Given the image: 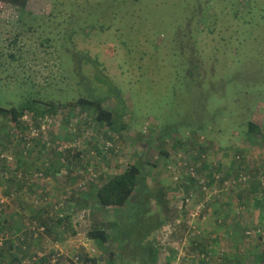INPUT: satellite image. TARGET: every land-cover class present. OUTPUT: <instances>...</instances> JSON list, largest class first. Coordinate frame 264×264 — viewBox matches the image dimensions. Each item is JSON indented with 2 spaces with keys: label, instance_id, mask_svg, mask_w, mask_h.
I'll return each mask as SVG.
<instances>
[{
  "label": "rangeland",
  "instance_id": "rangeland-1",
  "mask_svg": "<svg viewBox=\"0 0 264 264\" xmlns=\"http://www.w3.org/2000/svg\"><path fill=\"white\" fill-rule=\"evenodd\" d=\"M79 97L103 98L118 129L71 106L0 119V264L21 246L14 264L139 263L88 238L129 210L98 207L80 186L87 168L101 184L135 162L164 188L150 202L168 217L149 237L156 264H264V0H0V106ZM110 135L117 154L92 151ZM38 207L47 220L71 213V225L47 231Z\"/></svg>",
  "mask_w": 264,
  "mask_h": 264
},
{
  "label": "trees",
  "instance_id": "trees-1",
  "mask_svg": "<svg viewBox=\"0 0 264 264\" xmlns=\"http://www.w3.org/2000/svg\"><path fill=\"white\" fill-rule=\"evenodd\" d=\"M5 2H10L18 5L22 10H25V6L28 3V0H2ZM37 101L27 102L20 107L11 106V107H3L0 106V119L1 118H9L13 122H20L22 117L29 113L35 119L39 116H47V114L54 115L59 108L64 106H71L73 108L79 107L85 110H91L94 114L95 122L100 124H105L108 128L118 129L115 122V112L106 108L104 106L103 98H86L79 97L75 101H70L68 103H46L48 107H38L36 106ZM92 120V121H93ZM91 123V121H90ZM249 132L258 130V126L256 123L249 122ZM125 127V125L121 124L120 128ZM251 134V133H250ZM102 135V134H101ZM105 148L109 145L108 143H112V146H108L107 151H104L98 146H95L92 151H100L99 153L102 156L106 157V153L117 154L119 151L117 150V139L113 136L106 137ZM103 144V143H102ZM103 144V145H105ZM161 154L164 157H168L169 153L167 151L161 150ZM81 152L77 155H80ZM194 161L187 160L186 169H184L186 173H188V178L192 181H197L196 177H193L191 174L190 166L194 165ZM18 164L22 167L25 164V161L22 159H18ZM143 165L140 163H131L129 164L122 172L113 174L108 176L104 181L99 184L96 180L98 179V174L94 176L95 179L86 180L85 183L81 184L82 189H88L89 191H85L89 193V196L95 198L98 203V207H113L114 209H118L121 211L122 209L129 210V214L127 216L117 218L115 221L111 223L103 224V225H93L87 231V236L89 239L95 241L99 246H104L106 243H111L113 245L112 251H109L112 254L113 260L115 262L121 261L123 263L126 261V256L132 254V257H137L139 263L137 264H156V259L159 254V250L157 245L149 239V237L159 228L163 227L167 221V216H161L159 211H154L151 208V200L156 197L159 199V204H161L160 200L164 197V188L159 187L157 191L151 189L150 184H148L146 172H144ZM242 166V165H241ZM44 169V168H43ZM87 168L88 178L93 173H98L95 169ZM60 171V168L57 172ZM44 174H51V170L48 168L43 170ZM55 172V171H54ZM197 175V173H196ZM49 176V175H48ZM12 177L14 180L16 178ZM87 178V179H88ZM11 180V182H12ZM12 186V183L11 185ZM202 191V190H200ZM68 204L71 208L76 205V203L71 199L68 200ZM63 209H60L58 214L56 215V220L54 218L44 219L41 215L44 212L43 208L31 209V218L33 220H37L39 225H44L47 231H51L53 227L58 228L63 225L69 227L71 224H64L65 221H70L71 213H64ZM123 214V211H121ZM16 224L18 226H14L20 230V221L16 219ZM45 229V228H44ZM11 243L13 241L11 240ZM26 247L21 246V250L18 253H11V251L6 250L3 251L2 256L5 258H10V264H14L15 261L21 262L22 259L27 255L25 251ZM25 251V252H24ZM10 252V253H9ZM78 257V256H77ZM43 258L42 260H45ZM89 262H98L97 258H88L85 257V263ZM21 264V263H19Z\"/></svg>",
  "mask_w": 264,
  "mask_h": 264
},
{
  "label": "built area",
  "instance_id": "built-area-1",
  "mask_svg": "<svg viewBox=\"0 0 264 264\" xmlns=\"http://www.w3.org/2000/svg\"><path fill=\"white\" fill-rule=\"evenodd\" d=\"M25 115H27V113H26ZM25 115H24V116H25ZM24 116H23V117H24ZM23 117H22V118H23ZM108 144H109V143H108ZM94 176H95V173H93L91 176H89V179H94ZM203 188L206 189V186L204 185ZM203 207H205V204H203L202 201H201V202L199 203V205H197L196 210H195L194 212H192L191 215H192L193 217L198 216L199 213H200V210H201ZM204 258H205V259H208V257H207L206 255L204 256Z\"/></svg>",
  "mask_w": 264,
  "mask_h": 264
},
{
  "label": "crops",
  "instance_id": "crops-1",
  "mask_svg": "<svg viewBox=\"0 0 264 264\" xmlns=\"http://www.w3.org/2000/svg\"><path fill=\"white\" fill-rule=\"evenodd\" d=\"M197 249H198V248H197V247H195V246H194V248H191V249H190L191 251L188 249V250H189V252L187 253V254H188V256L190 257V253H193V252H195ZM197 251H199V250H197ZM197 251H196V252H195L193 255H195V254L197 253ZM202 263H203V262H202ZM199 264H200V263H199ZM205 264H206V263H205Z\"/></svg>",
  "mask_w": 264,
  "mask_h": 264
}]
</instances>
